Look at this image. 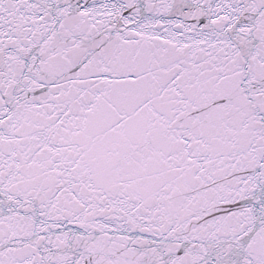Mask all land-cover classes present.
Here are the masks:
<instances>
[{"label": "snow or ice", "instance_id": "snow-or-ice-1", "mask_svg": "<svg viewBox=\"0 0 264 264\" xmlns=\"http://www.w3.org/2000/svg\"><path fill=\"white\" fill-rule=\"evenodd\" d=\"M0 264H264V0H0Z\"/></svg>", "mask_w": 264, "mask_h": 264}]
</instances>
